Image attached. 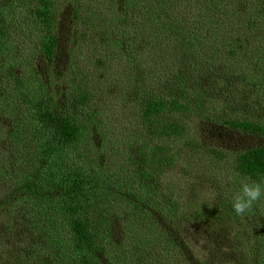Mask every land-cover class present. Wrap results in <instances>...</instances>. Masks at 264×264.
I'll return each mask as SVG.
<instances>
[{
	"label": "trees",
	"instance_id": "1",
	"mask_svg": "<svg viewBox=\"0 0 264 264\" xmlns=\"http://www.w3.org/2000/svg\"><path fill=\"white\" fill-rule=\"evenodd\" d=\"M15 1L23 23L0 0V101L12 95L18 114L5 137L17 177L0 185V222L14 201L46 197L54 209L47 245L53 264H203L181 220L171 227L170 214L160 212L175 209L164 202L159 178L149 179L171 163L155 168L156 156L143 150L167 141L222 163L238 191L243 182L264 183L263 118L227 110L254 88L264 92V0ZM64 9L69 23L61 35ZM110 84V105L134 131L122 143L117 131H102L110 105L98 102ZM188 116L261 143L230 150L205 142L192 134ZM111 137L113 163L106 159ZM199 169L191 159L183 172ZM116 219L124 245L114 237ZM258 233L264 249V222Z\"/></svg>",
	"mask_w": 264,
	"mask_h": 264
},
{
	"label": "rangeland",
	"instance_id": "2",
	"mask_svg": "<svg viewBox=\"0 0 264 264\" xmlns=\"http://www.w3.org/2000/svg\"><path fill=\"white\" fill-rule=\"evenodd\" d=\"M1 1L4 4L12 5L14 7L12 11L23 23V6H20L17 1L14 3V0ZM19 12L22 14H19ZM67 15L68 10L60 11L58 29L61 35H66L67 32L69 23ZM70 35L71 33L67 36ZM0 85L2 86L1 80ZM206 89L210 91L208 97L212 99L211 94L214 91V86H207ZM114 90H116L114 85L110 84L106 88L107 96L101 95L98 103L110 105L115 97ZM1 94L0 91V97ZM201 97L202 99L205 97L204 91L201 93ZM14 103L16 102L12 95L0 101V185L2 180L9 183L12 182L13 178L17 177L16 172L13 170L17 162L9 160V149L12 150L13 146L8 149L7 145H5V137L7 136L9 125L18 122L17 109ZM233 105L235 108L227 109L231 114L243 110L242 113L246 116L253 119L261 117L264 120V92L261 89L254 88L251 94L246 92V96H243L240 102L235 100ZM116 110L117 108L111 105L106 110H103L101 123H103L104 127L102 131L109 134H112V129L113 133L117 131L116 139L122 143L123 136L126 141L129 137L128 135H134V131L127 128V121L123 119V116L120 117V111ZM222 111L225 112L226 108H223ZM186 120L192 134L196 138L226 149H244L256 146L262 140L256 135L243 134L240 131H232L219 125H208L194 116H188ZM19 127L22 130V126ZM108 127L109 130H107ZM98 137L99 135L95 134V138L100 140ZM20 138L21 136L13 143H18ZM129 140L131 139L129 138ZM113 142L114 137H111L109 140L111 148L106 157V159L112 160L110 161L112 163L114 162V150L118 148V146L113 145ZM136 145L139 148V143ZM159 146H162V149ZM179 148L178 145L166 141L160 144L156 142L154 145L144 147L143 150L146 158L156 156L155 168L159 163L161 166L171 163L168 164L172 166L169 172L159 174L156 179L149 177L150 180H155V184L159 178L162 183L160 187L166 192L164 195H167L164 202L168 205L172 204L178 212L177 218L175 210L173 212L171 210H160L164 216L170 214V217H168L170 226L174 227L175 224L178 226L177 220H181L179 229L184 234L193 253L199 257L203 264H264V249L261 247L260 239L258 238V229L264 222V198L255 202L246 214L238 216L232 210L233 198L238 192L236 184L232 185L231 183L232 172L230 170L227 171L225 166L220 167L222 164L220 162H211L204 154H189L186 150ZM17 155L15 154L14 156L16 157ZM135 158H137V155ZM191 159L196 162V169L198 165L200 167L199 172L196 171L199 174L197 177L195 171L188 170L187 175L183 172L184 167ZM143 162L141 161L140 164H143ZM22 166L20 165L19 167ZM150 168L153 169V166H150ZM161 171L163 172V170ZM190 181L194 185L191 188H189ZM2 191L0 189V194ZM48 201L49 198L30 195L22 201H14L13 204L8 206L0 222V232L5 228L6 224L10 225V223L11 231L1 234L4 238L0 240V264H53L52 256L47 251V245L51 242L49 218L53 214L54 209L52 206L46 207ZM164 202L160 199L162 207L166 205ZM229 208L231 209L230 213H220V211L226 212ZM216 214L219 215V218L216 216L213 219L212 217ZM113 228L115 240H120V245H124L123 239L125 238L122 235L119 219H116ZM208 229L214 230L210 233ZM160 231L158 230V232ZM39 244H43L41 252H38ZM253 259L256 260L254 261Z\"/></svg>",
	"mask_w": 264,
	"mask_h": 264
},
{
	"label": "clouds",
	"instance_id": "3",
	"mask_svg": "<svg viewBox=\"0 0 264 264\" xmlns=\"http://www.w3.org/2000/svg\"><path fill=\"white\" fill-rule=\"evenodd\" d=\"M261 198H264V183L243 182L233 198L232 210L238 216H243Z\"/></svg>",
	"mask_w": 264,
	"mask_h": 264
}]
</instances>
